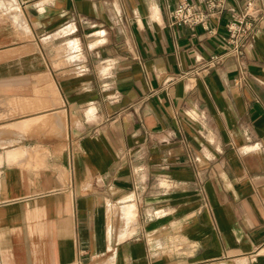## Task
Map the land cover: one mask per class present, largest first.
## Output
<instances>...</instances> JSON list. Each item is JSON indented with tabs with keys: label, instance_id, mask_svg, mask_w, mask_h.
<instances>
[{
	"label": "crops",
	"instance_id": "0c3cea01",
	"mask_svg": "<svg viewBox=\"0 0 264 264\" xmlns=\"http://www.w3.org/2000/svg\"><path fill=\"white\" fill-rule=\"evenodd\" d=\"M172 4L0 0V264H264V22Z\"/></svg>",
	"mask_w": 264,
	"mask_h": 264
},
{
	"label": "built area",
	"instance_id": "2783aa9c",
	"mask_svg": "<svg viewBox=\"0 0 264 264\" xmlns=\"http://www.w3.org/2000/svg\"><path fill=\"white\" fill-rule=\"evenodd\" d=\"M173 2L170 10V25L185 26L191 31L198 27L208 30L210 33V21L219 18L227 11L230 0H170ZM232 17L227 24V35L223 38L224 51L221 54L212 55L205 63V68L215 67L226 56H242L245 47L264 22V6L258 10L254 6V0H248L245 6L236 11L229 9ZM240 83V79H236Z\"/></svg>",
	"mask_w": 264,
	"mask_h": 264
}]
</instances>
